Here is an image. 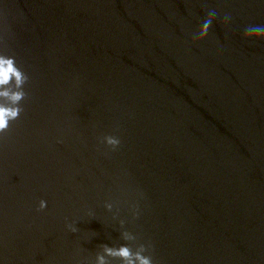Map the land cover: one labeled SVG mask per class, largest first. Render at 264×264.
<instances>
[{"label": "water", "instance_id": "obj_1", "mask_svg": "<svg viewBox=\"0 0 264 264\" xmlns=\"http://www.w3.org/2000/svg\"><path fill=\"white\" fill-rule=\"evenodd\" d=\"M251 28L264 0H0V53L29 76L0 134V264H94L125 230L154 264H264Z\"/></svg>", "mask_w": 264, "mask_h": 264}, {"label": "clouds", "instance_id": "obj_2", "mask_svg": "<svg viewBox=\"0 0 264 264\" xmlns=\"http://www.w3.org/2000/svg\"><path fill=\"white\" fill-rule=\"evenodd\" d=\"M212 23L211 15L208 17L205 24L199 29L195 35V40H203L208 33V28ZM245 39L264 40V31L256 28H251L245 31ZM29 82V76L17 65L14 56L0 53V134H6L12 122L19 119L23 112L22 102L27 98L25 85ZM101 143L115 150L120 140L114 135H105L101 138ZM47 206V202L41 199L38 202L37 211H43ZM104 207L111 211L112 203H105ZM91 215V213H89ZM138 215V209H133V218ZM123 228L124 221H119ZM66 227L71 232H76L78 229L74 223L66 224ZM121 238L131 242L119 247H110L102 245V253H97L94 264H110V260L118 261L119 264H154L153 257L150 254H145L149 251L150 245L136 244L137 237L125 230L120 233ZM135 245V250L133 246Z\"/></svg>", "mask_w": 264, "mask_h": 264}]
</instances>
